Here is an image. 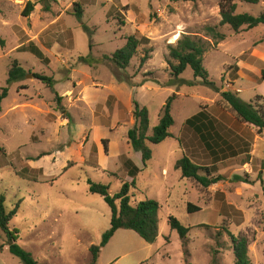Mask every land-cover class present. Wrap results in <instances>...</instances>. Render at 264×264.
<instances>
[{"label": "rangeland", "instance_id": "rangeland-1", "mask_svg": "<svg viewBox=\"0 0 264 264\" xmlns=\"http://www.w3.org/2000/svg\"><path fill=\"white\" fill-rule=\"evenodd\" d=\"M221 1L0 0V95L15 61L26 71L1 103L0 192L9 212L19 207L10 229L19 231L18 244L36 260L91 264L90 248L110 229L112 213L101 196L89 192L88 181L108 185L112 196L119 193L132 167L125 151L135 125L133 101L149 110L151 135L175 96L173 137L150 145L152 161L130 192L132 204L154 200L161 205L159 237L148 244L133 231H120L98 264H236L227 230L247 240L251 264H264V131L238 121L216 91H231L264 111V25L239 33L221 27ZM234 2L237 14L264 12V0ZM29 3L34 10L26 16ZM76 3L83 6L82 18L74 16ZM208 26L226 36L204 55L215 86L204 85L191 69L181 76L186 84L170 86L169 61L176 62L169 46L182 35L210 40ZM133 35L150 44L139 48L127 70L102 60ZM149 49L150 59L142 66ZM35 75L54 80L64 98L60 108L51 88ZM202 108L250 144L249 154L217 164L215 176L225 180L208 189L182 179L175 169L184 155L202 167L212 165L184 127ZM180 140L184 151L178 150ZM236 175L249 182H235ZM189 203L202 211L190 214ZM169 216L190 227L185 245L171 230ZM1 244L12 243L0 229ZM7 257L5 264H21L9 251Z\"/></svg>", "mask_w": 264, "mask_h": 264}, {"label": "trees", "instance_id": "trees-1", "mask_svg": "<svg viewBox=\"0 0 264 264\" xmlns=\"http://www.w3.org/2000/svg\"><path fill=\"white\" fill-rule=\"evenodd\" d=\"M198 1V0H192ZM252 4H258L259 0H245ZM82 2V1H81ZM221 22L220 26H230L235 33H239L242 29H255L264 25V12L258 16L252 14H237V4L234 0H222L220 3ZM34 10V4L29 3L26 9V16ZM84 15L83 6L81 3L75 4L74 16L82 18ZM219 26V27H220ZM208 39H203L198 36L182 35L176 45L169 46V66L172 71L173 81L170 84H186L187 82L181 79V76L191 69L196 79H200L206 86H215V83L210 81L209 72L204 66V55L208 50V46L214 42L219 44L226 40V36L218 30V27L208 26L205 28ZM126 44L117 50L112 57H104V62H110L120 70H127L133 58L137 55L138 50L143 45H149L150 40L143 37L138 38L135 35L126 37ZM0 44L4 42L0 39ZM38 51V50H35ZM152 50L145 52V56L141 60V65H145L150 59ZM85 63H89L88 58H81ZM26 77V71L17 61L14 62L9 71L7 87L2 90L0 95V111L1 103L8 97L9 86L14 83L21 82ZM35 78L47 84L55 94V102L58 108L63 104L61 97L54 88V80L50 77L35 75ZM262 80L264 82V71H262ZM221 102L229 109L238 121L244 124L252 125L260 131H264V111L261 108L255 107L252 103L242 100L238 94L231 91L221 92ZM175 96L169 98L162 109V116L157 126L150 131V114L146 107H142L136 100L133 101V117L135 120L134 127L128 132V140L135 152L142 154V162L146 166L153 157L150 145H160L166 140L172 138L170 129L174 126L175 120L172 115L173 103ZM185 131L193 132L197 142L208 154L212 160V165L202 167L196 164L189 156L184 155L175 164V169L181 172L182 179L194 181L197 185L204 189L218 184L225 180L222 175L215 176L218 173V165L226 160L235 158L241 154H249L250 144L243 138L237 136L232 131H226L227 127L220 123L219 120L211 116V114L202 108L196 115L190 117L185 122ZM237 136V137H236ZM233 142L236 144L237 149ZM179 143L182 145V141ZM244 149V150H243ZM107 151V149H106ZM250 156V155H249ZM132 163V162H131ZM129 170L130 176L133 178L131 183L122 180V188L119 193L112 196L110 187L106 184L95 183L92 180L88 181L89 192L93 195L101 196L111 208V227L104 233L102 241L99 245H92L90 252L92 255L91 264H98L102 250L107 247L115 234L120 230H129L137 233L148 244H154L159 237V212L161 205L154 200H147L132 204L130 192L132 187L137 184L136 176L140 172L132 163ZM235 182L248 183V179H244L240 175H236L233 179ZM188 212L190 214L201 212L202 209L192 203L188 204ZM19 207L13 211H8L6 207V198L0 192V229L5 234L9 243V253L18 258L21 264H44L34 258V256L22 248L19 244V231L11 230L10 224L12 219L17 215ZM168 223L171 230L179 234L180 240L185 245L186 239L190 233V227L184 226L176 217L169 216ZM234 245V254L236 264H251L249 257L248 242L245 238L237 237L228 230ZM8 245V244H7ZM4 246H0V252Z\"/></svg>", "mask_w": 264, "mask_h": 264}, {"label": "crops", "instance_id": "crops-1", "mask_svg": "<svg viewBox=\"0 0 264 264\" xmlns=\"http://www.w3.org/2000/svg\"><path fill=\"white\" fill-rule=\"evenodd\" d=\"M112 144H113V142H112ZM178 150L179 151H184V149H182L183 148V144L181 145H179L178 146ZM181 148V149H180ZM126 150H127V152L125 151V153H127V154H125L124 152H121L120 154H125V155H128L127 157L131 160V162L134 164V166L136 167V168H138L139 169V173H138V175L136 176V180H138V177H139V175L141 174V173H143L144 172V170L147 168V166H145L144 164H142V165H140V163H139V159L138 158H140V156H141V158H142V154L140 153V152H136V160H134V158L133 157H131V154L133 153V149H132V147H131V145L129 144V141H127V147H126ZM133 150V151H132ZM174 151H176V150H174ZM135 152V151H134ZM152 161V160H151ZM150 161V162H151ZM178 161V160H177ZM176 161V162H177ZM176 164V163H175ZM162 174H163V176H168L169 175V171H168V168L167 167H163L162 168ZM126 175L128 176V177H126V178H124V181H126V182H129V183H131L132 181H133V178L130 176V174H129V172H126ZM120 231H124V230H120ZM120 231H118V232H120ZM117 232V233H118ZM117 233H116V235H117ZM114 238V237H113ZM112 238V239H113ZM112 242V240L110 241V243ZM109 243V244H110ZM109 244H108V246H109ZM2 246H3V244H1ZM0 245V246H1ZM8 245H6V246H4V248H3V251L2 252H0V264H5L6 263V261L8 260ZM119 260L121 261V258H119ZM116 262H118V260L116 261Z\"/></svg>", "mask_w": 264, "mask_h": 264}]
</instances>
